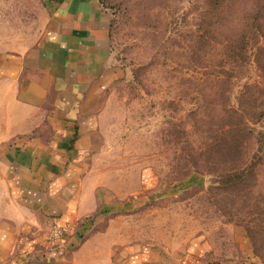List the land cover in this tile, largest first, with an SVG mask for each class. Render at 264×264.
<instances>
[{
  "label": "rangeland",
  "instance_id": "1",
  "mask_svg": "<svg viewBox=\"0 0 264 264\" xmlns=\"http://www.w3.org/2000/svg\"><path fill=\"white\" fill-rule=\"evenodd\" d=\"M41 1L0 0V34L35 30ZM101 1L121 73L86 171L107 207L81 239L264 264V0Z\"/></svg>",
  "mask_w": 264,
  "mask_h": 264
},
{
  "label": "crops",
  "instance_id": "2",
  "mask_svg": "<svg viewBox=\"0 0 264 264\" xmlns=\"http://www.w3.org/2000/svg\"><path fill=\"white\" fill-rule=\"evenodd\" d=\"M41 2L35 30L0 34V264H196L100 232L81 239L107 207L86 171L101 93L121 70L109 65L101 0ZM52 226L67 228L57 243L46 241Z\"/></svg>",
  "mask_w": 264,
  "mask_h": 264
},
{
  "label": "built area",
  "instance_id": "3",
  "mask_svg": "<svg viewBox=\"0 0 264 264\" xmlns=\"http://www.w3.org/2000/svg\"><path fill=\"white\" fill-rule=\"evenodd\" d=\"M66 233V227L52 226L46 235V241L49 243H57L65 236Z\"/></svg>",
  "mask_w": 264,
  "mask_h": 264
}]
</instances>
